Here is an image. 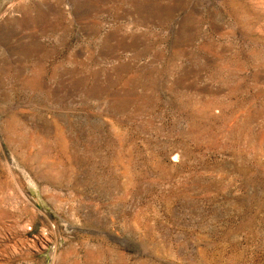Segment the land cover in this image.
Here are the masks:
<instances>
[{"label":"rangeland","instance_id":"obj_1","mask_svg":"<svg viewBox=\"0 0 264 264\" xmlns=\"http://www.w3.org/2000/svg\"><path fill=\"white\" fill-rule=\"evenodd\" d=\"M0 264H264V0H0Z\"/></svg>","mask_w":264,"mask_h":264}]
</instances>
